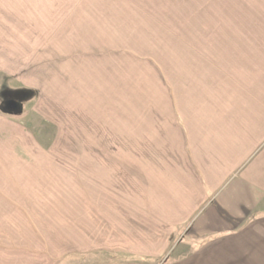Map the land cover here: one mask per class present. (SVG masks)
Masks as SVG:
<instances>
[{
	"label": "crops",
	"instance_id": "0c3cea01",
	"mask_svg": "<svg viewBox=\"0 0 264 264\" xmlns=\"http://www.w3.org/2000/svg\"><path fill=\"white\" fill-rule=\"evenodd\" d=\"M170 1L0 0V264H264V0L153 79Z\"/></svg>",
	"mask_w": 264,
	"mask_h": 264
},
{
	"label": "rangeland",
	"instance_id": "374dc122",
	"mask_svg": "<svg viewBox=\"0 0 264 264\" xmlns=\"http://www.w3.org/2000/svg\"><path fill=\"white\" fill-rule=\"evenodd\" d=\"M171 4L168 5L167 11L169 13V21H168V30L169 36L165 38H161V46L166 50V53H158L159 48L149 46V43L142 47L139 44L135 46L137 57L141 56H148V54H141L144 49H151L153 52L152 59H153V69H152V78L160 77V69L159 66L163 61L167 64V72L168 76L170 77L171 73L175 72L173 68L176 66V62L178 60H185L188 56L186 51H182L181 54L178 52L181 51L182 47H186L188 45H192L193 38H192V30L195 24L198 28L203 29L207 28V22L205 21L207 18V14L209 12L222 13L223 6H213V4H223V0H172L170 1ZM172 20V21H171ZM175 20V21H174ZM199 20V21H197ZM203 20V21H202ZM126 23V22H124ZM128 26V22L126 23ZM200 25V26H199ZM203 25V27H202ZM178 35L177 37H171V35ZM181 35V37H179ZM155 42L160 39H153ZM198 43V41H197ZM136 45V44H135ZM129 46V45H128ZM180 46V50L178 47ZM156 52V53H155ZM58 56V55H57ZM65 55H60V58L63 59ZM77 60H79L77 58ZM126 60V59H125ZM147 70H137L136 77L143 79V76H148ZM142 82V80H139ZM11 82L6 79L5 77L0 76V112L4 113L5 116L15 119V115L19 114L21 111L24 112V115L20 118V121H23L27 124V126L35 128L38 132H45L47 133V128L43 125H40L38 119L33 115L31 112V104L30 103H23L25 93L21 92L20 90H13L9 89ZM142 87V86H141ZM138 88V87H137ZM138 91L142 93L141 89L138 88ZM154 88L152 89V93H154ZM77 122H80L78 120ZM26 126V125H25ZM26 126V127H27ZM78 136V135H77ZM76 140V142H78ZM36 218V215H32ZM44 224H40L43 226ZM42 231L46 232L47 234H54L57 232L55 231H48L47 229H41ZM41 232V231H39ZM47 249V246L44 247ZM43 249V248H42Z\"/></svg>",
	"mask_w": 264,
	"mask_h": 264
}]
</instances>
